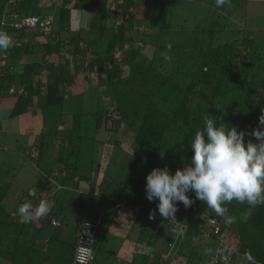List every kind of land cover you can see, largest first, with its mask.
Here are the masks:
<instances>
[{
    "label": "rangeland",
    "instance_id": "374dc122",
    "mask_svg": "<svg viewBox=\"0 0 264 264\" xmlns=\"http://www.w3.org/2000/svg\"><path fill=\"white\" fill-rule=\"evenodd\" d=\"M107 1L105 26L96 25L97 35L85 41L94 47L96 57L92 56L86 65L66 71V82L60 78L57 88L41 86L38 80L33 82V86H41V89L37 87L27 101L21 98L23 109L16 106L19 99H15L16 104L11 106L17 114L9 115L10 125L0 117V159L11 156L14 162V167L9 169L12 171L0 180V185L3 184L0 190L20 175L34 190L22 202L31 201L35 206L43 199L50 205L45 217L32 223L23 222L34 238L45 243L43 251L31 246L24 260L26 264H73L78 238L76 223L83 218L102 221L103 235L92 264H213V256L221 246L212 228L203 220L216 217L230 231L236 230L247 216L245 212L230 211L231 204L239 206V202L224 205L233 218L231 223L207 208L191 192L193 203L189 207L178 205L177 220L167 221L158 212L155 219H149L157 201L146 199V175L153 167L167 165L173 173L181 167L187 160L176 148L178 136L193 127L200 128L204 115L211 114L212 85H196L189 91L186 121L177 112L184 95L165 96L161 79L175 76L180 87L188 88L192 75L184 76L182 60L192 57L200 60L201 50L208 47L213 24L208 23L210 19L219 28L215 42L229 41L232 61L248 68L246 95L235 110H242L258 121L264 109V0H231V8H217L215 0ZM42 2L43 6H51V0ZM129 5L135 6L132 9L135 20L141 19L144 24H137L132 30L127 28L120 42L111 45L109 40L127 21ZM9 7L10 0H0V30L5 32L8 30L2 26V21ZM51 7L50 14L41 16L54 20L56 33L59 29L53 12L61 11L62 7ZM96 19L101 22L100 17ZM140 42L145 46L140 47ZM130 47L153 60V64H144L135 71L132 65L125 63ZM164 53L171 57L170 61L164 59ZM118 57L123 59L122 69L119 66L111 69ZM13 60L10 55L7 70L13 80L11 83L16 84L22 73L15 65L18 67L17 63H22L23 59H16L15 65ZM92 81L97 92L87 99L80 93ZM72 90L74 95H69ZM231 99L235 102L233 97ZM151 100L174 116L175 121L160 148L134 147ZM220 116L239 130H251L249 124L235 122L230 107H224ZM7 127L13 131L8 132ZM119 137L128 142L130 148L125 149ZM9 194L6 202H10V207L8 205L7 213H0V221L17 218L23 221L17 213L20 194ZM11 205L15 206V211ZM195 219L201 220L196 230L191 227ZM176 231H182L183 235L176 236ZM142 238H145L144 243H152L150 248L142 245ZM134 251L142 256H139L141 261L132 257ZM233 259L231 264L247 263L244 259Z\"/></svg>",
    "mask_w": 264,
    "mask_h": 264
},
{
    "label": "trees",
    "instance_id": "16d2710c",
    "mask_svg": "<svg viewBox=\"0 0 264 264\" xmlns=\"http://www.w3.org/2000/svg\"><path fill=\"white\" fill-rule=\"evenodd\" d=\"M67 2H71V0H66ZM107 0H77L75 6L77 8L89 7L94 12V19L92 26L97 28L96 25H100L102 27L105 26L107 22L106 16V4ZM36 4L35 0H22L18 6L19 9L25 10L27 14L39 15L36 12H33V6ZM134 5H129L128 9V18L125 24H121L117 31L114 33L111 40H109L110 44H114L115 42H120V36L122 34L126 35L127 28L132 30L135 25H143V20H135L134 14L132 12V8ZM33 10V11H32ZM69 11L66 7H62L60 23L62 28H65L68 25L69 21ZM101 22L97 21V18ZM208 23L211 24V28L209 30L210 38L207 40L208 47L204 50H201V58L200 60H195L192 58H187L182 60L181 71H183L184 76L187 74L192 75V81L188 88L180 87L179 80L175 78V76H169L168 78H162L161 84L165 88L163 93L165 96L170 94L175 98L178 96H183L180 101V109L177 110L179 117H184V119L188 120V111L186 110V102L188 100L189 91L192 90L196 85L206 84L212 85V99L210 103V110L212 115L220 116L223 112L224 107H230L232 109L233 116L235 117V122L243 124H249L250 128L256 127L258 125V121L255 120L253 116L243 112L242 110H235L240 99L245 96L244 94L248 82V68L244 64H236L232 61L230 56L231 43L229 41L224 43H216V38L219 37V28L217 23H214L209 19ZM216 25V27H215ZM147 26V25H146ZM216 30H215V29ZM208 33V36H209ZM64 38L61 34L59 35L56 32L55 38H50L45 41L46 45L51 43H55L60 52V61L62 60V49ZM70 38V37H68ZM71 42H73L76 46H78L81 42L75 41L72 37L70 38ZM144 41V40H142ZM146 43V40L144 41ZM102 43V42H101ZM91 45V44H89ZM27 46L23 44L21 47H14L11 49L12 57H16L17 55L24 53L27 51ZM72 60L70 59V63ZM125 63L132 65L135 71L138 68H141L144 64L151 65L153 64V60L148 59L146 56H142L140 51L131 48L128 58H126ZM59 70L52 69V80L47 82V86L51 88H57L59 79L66 82V71L65 67L62 66V62H60ZM76 68V66H75ZM33 66H26L25 72L22 73V76L16 81V84L23 85L26 88L27 94L20 97L17 103L19 109H23V99L27 101L31 99V93H36L33 83L31 82V76L33 72ZM70 70H68L69 72ZM116 74V72L114 73ZM21 78V79H20ZM6 79L8 83H11L13 80L9 72L3 77ZM61 84V83H60ZM41 86L43 84H40ZM46 85V84H45ZM44 85V86H45ZM40 86V87H41ZM38 87V86H37ZM38 87L37 90L41 88ZM180 87V88H179ZM236 90V92H235ZM6 93V92H5ZM3 94V96H7V94ZM231 97L235 100L232 102ZM23 98V99H21ZM21 99V100H20ZM13 115L17 114L16 109L13 111ZM175 121L174 116H170L156 101L151 100L146 108V113L143 118L142 127L140 129L139 134L135 139L134 147L139 146L143 149H158L160 148L165 134L171 130L173 122ZM203 126V123H202ZM200 126V128L202 127ZM199 128L193 127L190 131H185L182 135L178 136L176 148L183 152L186 157V160L190 159L192 152L190 150L191 141L194 137L195 132ZM120 142L123 143L124 148H130V144L125 142L121 137L118 138ZM254 139V138H252ZM138 147V148H139ZM142 154L138 153V156ZM19 176V177H18ZM18 179L15 182L8 185L5 189L0 190V213H7L8 205L10 202L7 201V197H10L9 193L20 194L19 203L24 200V197L29 195V191L31 185L28 183L26 186L21 185V177L18 175ZM16 177V178H17ZM191 194V193H190ZM194 194H191V196ZM229 204V203H228ZM241 205L236 206L235 204H231V212H245L247 214L246 218H243L240 222V226L236 230L230 231V237L228 240V244L233 251V258L235 259H244L246 262H258L264 264V204L257 205L256 207H250L247 203H239ZM10 207V205H9ZM12 207V205H11ZM12 209V208H11ZM193 224L191 225L192 229H198L201 223V220L195 219L193 220ZM205 222V219L203 220ZM103 232L101 233L102 238ZM74 260V258H73Z\"/></svg>",
    "mask_w": 264,
    "mask_h": 264
},
{
    "label": "clouds",
    "instance_id": "9594fccd",
    "mask_svg": "<svg viewBox=\"0 0 264 264\" xmlns=\"http://www.w3.org/2000/svg\"><path fill=\"white\" fill-rule=\"evenodd\" d=\"M215 4L217 8L232 7L231 0H215ZM11 46L10 35L0 30V51ZM167 48L171 51V45ZM163 55L165 60H171L167 53ZM246 136L254 139L246 140ZM190 150V159L174 173L165 165L153 167L146 175V199L157 201L149 219H155L158 212L167 221L177 220L178 205L189 207L193 203L190 192L230 223L233 218L225 204L237 201L253 208L264 204V109L258 125L250 131L225 123L222 116L206 113ZM49 212L50 205L43 199L35 206L31 201L22 202L17 209L25 223L36 222ZM175 235L182 236L183 232L176 231Z\"/></svg>",
    "mask_w": 264,
    "mask_h": 264
},
{
    "label": "crops",
    "instance_id": "0c3cea01",
    "mask_svg": "<svg viewBox=\"0 0 264 264\" xmlns=\"http://www.w3.org/2000/svg\"><path fill=\"white\" fill-rule=\"evenodd\" d=\"M35 1L36 4L33 6V10L40 15L50 14L53 11V7H51L53 5H56V7H66L68 9L70 15L68 25L65 28H62L60 23L61 11L56 10V12H53V16L55 17L57 22V29H59L60 31H58L59 35L61 33V35L70 36L77 42L91 41V37H95L97 35V28H94L92 26L94 19L93 10H91L89 7L77 8L75 6L77 0H71V2H67L66 0H51V6H48L49 4L47 6H43V0ZM70 5L72 8H70ZM24 40V44L25 46H27V51L17 55L13 60V63L15 65V63H17V61H15L16 59H23L22 63H17L18 67L15 65L17 71L23 73L25 72L26 66L32 65L34 71L32 72L31 82L33 83L38 80L41 84H47V82L51 81L53 78L52 69H54L55 71L59 70V68L61 67L60 52L57 45L55 43L46 45L45 42H42L40 40L38 33L32 30L25 33ZM79 85H81V83ZM89 85L87 88L82 90L83 92L80 93V95L83 94V97H86L87 99H89V95L91 93L97 92L95 91L97 87H95L93 81ZM36 89L37 87H35V90ZM74 93V90L69 91V95H74ZM16 100L13 97L11 98L5 96L1 101L0 117H2L7 125H10L9 115H11V113L14 111L12 109V106L13 104H16ZM7 130L8 132L13 131V129L11 130L10 127H7ZM12 159L13 157L11 156L0 159V180L3 179V176L9 174V172L12 171L9 170L10 168L14 167V162ZM13 176L14 175H12L11 173L10 178H12ZM23 178L24 177H21L20 179L21 185L26 186L28 182H26V180L24 182ZM2 185L3 184L0 185V189L3 187ZM32 189L33 187L31 186L29 194H33L34 190ZM12 209L15 211V206H12ZM82 219L83 218H81V220L79 219L76 223L77 232L79 223L82 221ZM144 240L145 238H142L143 243L140 242V244L142 243V245H144L146 248L147 246L148 248H150L152 243H144ZM44 244L45 243L43 240L34 238V236L27 231V229L24 227L23 221L19 220V218H17L16 220L10 219L7 222L0 221V264H26V261L24 260L25 254L29 251L30 247H37L40 248L41 251H43ZM143 251L146 252V249H143ZM122 256L124 259H126V256ZM139 256L142 258L140 254L137 255L135 251L132 252V257L134 259H140Z\"/></svg>",
    "mask_w": 264,
    "mask_h": 264
},
{
    "label": "built area",
    "instance_id": "2783aa9c",
    "mask_svg": "<svg viewBox=\"0 0 264 264\" xmlns=\"http://www.w3.org/2000/svg\"><path fill=\"white\" fill-rule=\"evenodd\" d=\"M22 0H10L11 7L3 16L2 26L10 37L13 38L12 46L7 50L0 51V104L5 97V93L9 97L19 99L27 94L26 88L23 85L8 83L3 77L8 73L7 67L9 62L8 57L12 56L11 49L14 47H21L25 42V33L27 31H36L40 40H47L48 37L55 38L54 20L48 16L27 14L18 8ZM133 9V8H132ZM62 66L65 71H68L78 65H86L91 61L92 56L95 55V49L92 45L81 42L76 46L71 42L70 38L65 37L62 42ZM140 47H144L145 43H138ZM136 47V46H135ZM132 47L129 48V50ZM128 50V51H129ZM96 57V55L94 56ZM70 59L72 62L70 63ZM123 59L116 58L110 66H119L122 69ZM190 197L193 196L189 193ZM206 224L212 228L213 234L218 238L221 250L213 256V264H231L233 260V251L228 244L230 237V230L226 228L222 222L216 217H208L205 219ZM102 221L82 220L78 226L77 243L74 252L73 264H92L95 258V253L101 241ZM246 264H261L258 262H247Z\"/></svg>",
    "mask_w": 264,
    "mask_h": 264
}]
</instances>
